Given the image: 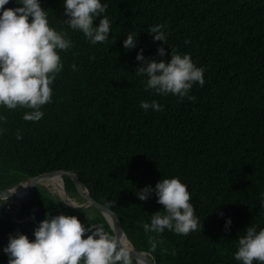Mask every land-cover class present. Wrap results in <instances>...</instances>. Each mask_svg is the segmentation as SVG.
Masks as SVG:
<instances>
[{"label": "trees", "instance_id": "obj_1", "mask_svg": "<svg viewBox=\"0 0 264 264\" xmlns=\"http://www.w3.org/2000/svg\"><path fill=\"white\" fill-rule=\"evenodd\" d=\"M101 3L108 5L109 40L93 45L68 27L63 0H41L49 25L64 30L71 47L59 52L63 69L39 121L22 118L28 109L0 106V190L69 171L96 202L117 215L127 239L155 264H240L233 255L237 237L249 225L264 227V0ZM17 6L13 0L5 5ZM156 24L165 26L167 43L149 34ZM133 31L136 47L125 49L123 39ZM158 46L165 48V60L172 47L205 69L204 85L196 83L189 92L193 100L160 96L135 72L137 52L142 49L147 59L159 61ZM152 100L164 110L140 107L141 101ZM171 177L187 185L202 227L187 235L145 233L141 221L150 222L163 206L154 193L145 201L135 193ZM63 180L69 197L83 200L71 179ZM14 211V205L0 206V264H7L3 248L10 234L34 239L37 226L14 223ZM60 212L111 231L94 208L72 209L37 187L16 220L40 222ZM227 218L231 225L226 229ZM150 236L161 241L154 252Z\"/></svg>", "mask_w": 264, "mask_h": 264}, {"label": "clouds", "instance_id": "obj_2", "mask_svg": "<svg viewBox=\"0 0 264 264\" xmlns=\"http://www.w3.org/2000/svg\"><path fill=\"white\" fill-rule=\"evenodd\" d=\"M10 0H0V106L7 109H28L24 120L39 121L41 110L51 103V85L63 69L59 52L71 47V40L64 30L57 31L48 22V13L41 6V0H13L19 6L6 8ZM65 19L68 27L80 31L93 45L108 41L110 20L106 13L107 3L101 0H63ZM100 16L99 24L93 21ZM164 25L149 28L154 41L166 42ZM137 33L129 32L123 39L125 49L136 47ZM185 43H189L185 40ZM156 59H147L139 50L135 59L140 62L136 68L138 75L146 77V86L160 96L169 94L178 98L189 95L193 85L203 86L204 71L191 59L190 54L176 51L171 47L170 59L165 60V48L157 47ZM93 59V58H90ZM76 69V65H71ZM140 107L147 111H163V105L156 100L141 101ZM3 119V117H0ZM17 135V139H20ZM12 193V192H8ZM163 210L151 215L150 222L141 221L145 233H163L165 230L187 235L202 227L195 214L194 205L187 185L178 177L161 178L153 188L145 186L136 191L139 200L145 201L152 194ZM264 207V192L260 194ZM7 197V196H6ZM63 202V201H61ZM64 203V202H63ZM66 206L76 207L68 202ZM223 215V213H221ZM111 224V218L106 217ZM231 225L226 219L225 228ZM245 234L237 237L234 259L240 264H264V227L257 230L249 225ZM34 239L17 232L10 234L3 252L7 264H133L129 243L122 234L106 231L102 224H83L75 215L60 214L39 222L33 231ZM154 252L157 241L149 237ZM172 255H175L173 250Z\"/></svg>", "mask_w": 264, "mask_h": 264}, {"label": "water", "instance_id": "obj_3", "mask_svg": "<svg viewBox=\"0 0 264 264\" xmlns=\"http://www.w3.org/2000/svg\"><path fill=\"white\" fill-rule=\"evenodd\" d=\"M53 175H58L61 178L62 194H63V198H61V201L64 202V203L62 202L63 204L67 205V203L70 202L68 200L72 201V198L69 197V195L66 192L65 187H64L63 176H67L71 179V181L73 182L78 194L83 199V203H80V204L77 202H74V201L71 202V203L75 204L76 207H71V206H68V207H70L72 209L94 208L96 211H98L104 217V219L106 217L111 218V224H109L108 222H107V224L109 225L111 231L114 234H117V235L122 234L127 239L125 233L123 232V230L121 228V224H120V221H119L117 215L108 207L96 202L91 197L88 189L83 185V183H81V181L78 180V178L76 177L75 174H73L72 172H69V171H53V172H49V173L42 174L39 176L30 177L22 183V184L26 185V191L24 194H21V195H13L12 193H8V192H12L13 190H15L14 188L0 190V206H6V205L12 204L16 207L15 211L11 217V219L14 223L24 224L27 222H33L36 226L39 225V222L33 217H27L23 220H16V215L21 208V204L31 198L33 191H34V188L36 187L37 180L39 178L50 177ZM22 184H20L19 186H21ZM60 214H64V213H61V212L55 213L53 215H50L48 218H51L52 216L60 215ZM127 242L129 243L130 249L133 252L132 253L133 260L135 261L136 264H155V261L153 260L152 256L149 253L137 250L131 244V242L128 239H127Z\"/></svg>", "mask_w": 264, "mask_h": 264}, {"label": "bare ground", "instance_id": "obj_4", "mask_svg": "<svg viewBox=\"0 0 264 264\" xmlns=\"http://www.w3.org/2000/svg\"><path fill=\"white\" fill-rule=\"evenodd\" d=\"M37 183L53 187V189L59 194V196L61 198H63L62 182H61V178L58 175H53V176L45 177V178H39L37 180ZM25 191H26V185L22 184L17 189L13 190L12 194L13 195H21V194H24ZM68 201L72 202L73 200L72 201L68 200ZM126 241H127V239H126Z\"/></svg>", "mask_w": 264, "mask_h": 264}, {"label": "rangeland", "instance_id": "obj_5", "mask_svg": "<svg viewBox=\"0 0 264 264\" xmlns=\"http://www.w3.org/2000/svg\"><path fill=\"white\" fill-rule=\"evenodd\" d=\"M36 187L37 188H40V189H42V190H44V191H46L49 195H51L52 197H55V198H57V199H59L60 201H61V197L59 196V194L53 189V187H51V186H46V185H44V184H39V183H37L36 184ZM74 202H77V203H83V200H78V199H76V198H74V199H72Z\"/></svg>", "mask_w": 264, "mask_h": 264}, {"label": "flooded vegetation", "instance_id": "obj_6", "mask_svg": "<svg viewBox=\"0 0 264 264\" xmlns=\"http://www.w3.org/2000/svg\"><path fill=\"white\" fill-rule=\"evenodd\" d=\"M22 183H23V182H21V183L15 185L14 187H11V188L17 189V188L19 187V185L22 184ZM8 189H10V188H8ZM11 205H12V204H11ZM11 205H6L5 207H9V206H11ZM15 208H16V207H15Z\"/></svg>", "mask_w": 264, "mask_h": 264}]
</instances>
